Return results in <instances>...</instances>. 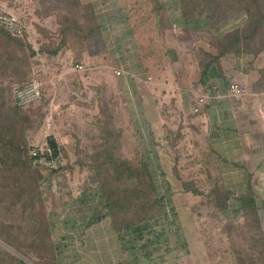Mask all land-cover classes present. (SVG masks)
Masks as SVG:
<instances>
[{"label":"rangeland","instance_id":"obj_1","mask_svg":"<svg viewBox=\"0 0 264 264\" xmlns=\"http://www.w3.org/2000/svg\"><path fill=\"white\" fill-rule=\"evenodd\" d=\"M163 1L166 11L160 16L152 13L154 4L151 0H128L125 5H97L96 16L101 24V36L94 45L85 46L80 53V60H84L83 63L81 60V63L88 67L86 73H78L70 64H66V61L69 62L73 58L70 50L59 56L62 65L54 68L52 72H48L44 67V60L42 64H38L39 73L35 80L41 83L45 98L49 101L43 126L31 137L30 154L33 155L34 150L44 148L49 135H54L60 144H74L77 126L85 125L87 113L78 102L88 100L91 96L90 86L105 84L112 89L110 106L126 116L123 115V133L125 122L132 124L141 150V154L137 151L129 152L130 149L125 146V137H122L121 153L130 158L142 156L141 159L147 163L156 184V192L162 198L165 212L159 223L152 227L150 234H146L137 242L134 249L128 245L130 250L125 251L110 218L106 215L95 185L87 178V170L76 163L74 150L69 149L70 156L60 151L57 158L50 161L41 157L37 163L38 174L40 179L44 177L41 188L46 200L48 231L54 245L55 264H236V255L231 251L232 243L226 232L228 224L238 223L236 210L218 213L213 204H204V196L194 197L191 193H185L177 187L175 173L170 169L175 163L180 174L177 177L197 186L203 193L211 188L212 183H207L203 166L199 164L205 153L201 148L207 144L201 136L195 137L193 132H189L190 129L182 123V111L177 110L180 104L176 100L170 101L177 88H172L169 84L177 67L169 63L171 56L168 50L175 46L177 53L184 54L186 58L180 62L188 67L191 65L190 59L196 62L192 50L197 42L194 36L197 34L202 38L204 34L200 33L202 30L198 23H183L175 0ZM57 2L15 0L14 6L8 7L10 10H7L25 20L26 25L30 27V23L37 20L33 15L36 9L45 11L50 8L51 17L48 21L51 23L42 18L38 20L46 24L54 34L57 24L53 13L59 12V9L55 8ZM134 11L144 16L151 13V18L149 16L150 20L147 21L148 26L144 28L142 22L138 28L136 25L137 38L133 35V23L128 21ZM139 14L140 19L142 14ZM238 22V19L225 22L221 24L220 30H230ZM42 38L34 34L30 39L35 50L43 42ZM143 57L147 60L152 58L151 69L143 67ZM147 69L151 73L147 74ZM116 70L121 72L120 75L114 73ZM186 76H179L181 80L177 82L185 83L188 80V75ZM157 80L159 83H156ZM150 81L154 82L153 85L148 83ZM6 82V79L0 78V84ZM16 86L14 84L11 87L13 99V89ZM181 90L182 86L179 92ZM94 101L97 104V98H94ZM64 107L68 109L69 115L72 114L71 125L65 123L67 115ZM155 107H158V110ZM150 108L158 111L156 125H152L149 117L153 111ZM97 110L89 108L87 114L89 119L92 117V122L94 115L98 113ZM54 115L59 116L58 121ZM258 116L264 121L263 113ZM249 125L257 127L258 123L252 120ZM152 127L159 131V137L152 132ZM168 133L172 139L180 134L182 137H178L171 147L167 142V138H170ZM68 156L69 161L66 158ZM216 166L218 167L217 163ZM50 170L56 171L50 176ZM223 182L233 191L244 190L243 184L238 185L239 181L226 178ZM253 183L257 187V200L261 205L264 223V180ZM68 191L72 198L68 197ZM96 217L101 219L96 221ZM14 254L29 264H34L39 257L32 252H27L26 255Z\"/></svg>","mask_w":264,"mask_h":264},{"label":"trees","instance_id":"obj_2","mask_svg":"<svg viewBox=\"0 0 264 264\" xmlns=\"http://www.w3.org/2000/svg\"><path fill=\"white\" fill-rule=\"evenodd\" d=\"M126 1L128 0L123 5ZM151 1L154 4L151 10L154 15L165 13L166 4L163 0ZM175 1L183 23H198L202 30L200 33L204 34L202 38L195 34L194 40L205 42L210 48L209 51L198 48L195 55L201 83H205L206 77L226 57L240 53L257 57L264 53V0ZM14 2L15 0H9L6 6L13 7ZM55 8L59 12L53 13L57 24L54 34L46 24L38 20L42 18L51 23L48 21L51 17L50 8L45 11L36 9L33 12L37 20L30 23L31 28L17 16L25 26L20 37L11 35L0 25V78L7 80L5 84H0V264H29L14 254L26 255L27 252L39 255L34 264H55L54 245L48 231L46 200L41 188L44 177L39 178L37 163L41 157L50 161L60 151L70 156L69 149L74 150L76 163L87 170V178L95 185L106 215L125 251L130 250L128 245L134 249L137 242L150 234L152 227L159 223L165 213L162 198L156 192V184L147 163L141 159L142 156L130 158L121 153L122 137H125V146L130 149L129 152L137 151L141 154V150L132 124L125 122L123 133L125 115L110 106L112 89L105 84L90 86L91 96L85 102H78L87 113L89 108L93 111L98 109V113L94 115V122L92 117L89 119L88 114H85V125L77 126L74 144H60L54 135H49L46 142L51 154L45 151L30 154L31 137L43 126L49 99L45 98L41 88L37 101L19 106L11 98V87L14 84L23 86L36 79L38 64H42L43 60L48 72L61 67L59 56L69 50L73 53V58L66 61V64L74 69L77 62H84L83 59L82 63L80 60L82 49L87 45H94L101 36V24L91 4L81 0H58ZM135 12L129 17L133 23V31L138 23H147L151 18V13L144 16ZM235 19L239 22L230 30H220L221 24ZM34 34L44 38L37 50L30 41ZM168 53L171 56L170 64L180 62V53H177L175 47L170 48ZM259 75L258 85L264 89V66L260 68ZM94 98H97V104ZM197 100L198 96L194 106L197 105ZM203 106L199 107L197 113L201 112ZM64 109L67 115H64L65 123L71 125L72 114L69 115L66 107ZM150 109L153 111L149 117L152 125H156L158 111ZM53 117L58 121L59 116ZM152 129L154 134H159L158 130ZM168 137V145L172 147L177 138L182 136L180 134L172 139L168 133ZM69 156L66 157L68 161ZM199 164L203 166L207 183H212L210 190L203 193L197 186L178 178L177 175L180 174L174 163L170 169L175 173L177 187L194 197L204 196V204H213L218 213L235 209L238 223L228 224L226 232L232 243L231 251L236 255V264H264L263 212L254 190L255 183L247 181L242 192L228 189L212 151L205 152ZM55 171L50 170V176ZM68 195L72 198L69 191ZM100 219L96 217V221Z\"/></svg>","mask_w":264,"mask_h":264},{"label":"crops","instance_id":"obj_3","mask_svg":"<svg viewBox=\"0 0 264 264\" xmlns=\"http://www.w3.org/2000/svg\"><path fill=\"white\" fill-rule=\"evenodd\" d=\"M8 1L0 0V3L6 6ZM81 1L91 4L96 13L97 5L122 4L125 0ZM6 8L8 7L6 6ZM8 9L10 10V8ZM142 23L144 28L148 26L146 22ZM139 25L140 23L137 24V28ZM134 30L133 35L137 38L135 36L136 29L134 28ZM194 44L193 55H196L198 48H202L204 51L210 50L205 42L197 41ZM151 59V57L148 60L143 57L141 59L143 67L151 69V63H153ZM185 59L184 54L180 53V61H185ZM190 61L191 65L188 67L182 65L181 62L173 64L177 70L173 69L175 76L172 74L173 79L169 82L172 88H177V91H173L174 94L170 101L176 100L180 104L177 110L181 109L182 119H184L182 121L180 118V120L190 129L189 132H193L195 137L201 136L206 142L207 145L204 144L201 151L213 152L223 179L239 181L240 184L238 185L243 184V189L249 180L254 182L264 180V121L258 116L260 113L264 115V89L258 85L259 70L264 66V53L257 57L241 53L226 57L216 70L206 77L205 83L200 81L197 61L191 59ZM146 73L151 72L148 70ZM182 75L183 77L188 75V80L185 83L182 81L178 83L181 80L179 76ZM148 83L153 85L154 82ZM156 83H159V80ZM231 83L242 86L244 95L241 99L236 100L228 96L227 89ZM181 86L183 90L179 92ZM203 94L209 96L207 103L200 113H193L192 108L195 105L197 95ZM155 109L158 110V107ZM252 120L258 123L257 127H250L249 123ZM254 190L257 193L256 185Z\"/></svg>","mask_w":264,"mask_h":264},{"label":"built area","instance_id":"obj_4","mask_svg":"<svg viewBox=\"0 0 264 264\" xmlns=\"http://www.w3.org/2000/svg\"><path fill=\"white\" fill-rule=\"evenodd\" d=\"M0 25L11 35L20 37L25 31L24 24L19 20L16 14L7 10L4 4L0 3ZM74 70L76 72L85 73L88 68L83 66L82 64L76 63L74 65ZM116 75H120V71H114ZM228 96L235 98L236 100L241 99L244 95L243 88L240 84L231 83L227 89ZM14 99L16 100L19 106H26L30 103L37 101L41 95V83L37 80H32L28 84L23 86H17L13 89ZM209 99L208 95H199L197 100V105L192 108L193 113H197L199 107L205 105ZM48 152L51 154L49 147L46 146L41 148V150H34L33 154L37 152ZM57 158V157H55ZM54 159V158H53ZM52 160V159H51Z\"/></svg>","mask_w":264,"mask_h":264}]
</instances>
